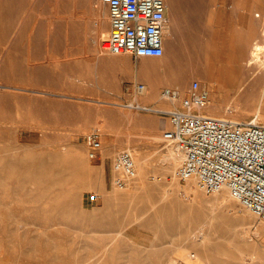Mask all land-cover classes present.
I'll use <instances>...</instances> for the list:
<instances>
[{"label": "rangeland", "instance_id": "rangeland-1", "mask_svg": "<svg viewBox=\"0 0 264 264\" xmlns=\"http://www.w3.org/2000/svg\"><path fill=\"white\" fill-rule=\"evenodd\" d=\"M166 2L165 53L153 57L109 51L102 0H0V264H188L186 249L195 264H264V233L251 244L264 218L184 186L180 160L166 167L169 116L156 110L198 80L204 111L215 102L220 115L264 122V0ZM165 87L181 91L175 104ZM123 148L138 173L118 188Z\"/></svg>", "mask_w": 264, "mask_h": 264}, {"label": "built area", "instance_id": "built-area-1", "mask_svg": "<svg viewBox=\"0 0 264 264\" xmlns=\"http://www.w3.org/2000/svg\"><path fill=\"white\" fill-rule=\"evenodd\" d=\"M102 1L108 6V48L112 54L154 57L165 53L166 0ZM136 88L142 90L146 85L140 82ZM163 95L172 104L182 96L177 88H165ZM209 99L210 90L193 80L179 105L156 109L169 116L164 140L182 153L176 175L182 180H195L208 193L227 188L242 206L264 218V122L256 116L236 119L211 115L203 110ZM85 139L90 157L95 158L102 147L100 132L93 129ZM112 165L118 188L137 177V163L128 148L116 153ZM99 197L98 192H91L88 200L96 202Z\"/></svg>", "mask_w": 264, "mask_h": 264}, {"label": "bare ground", "instance_id": "bare-ground-1", "mask_svg": "<svg viewBox=\"0 0 264 264\" xmlns=\"http://www.w3.org/2000/svg\"><path fill=\"white\" fill-rule=\"evenodd\" d=\"M165 42V41H164ZM217 81L216 82H219V87L220 88H223V87H226L227 85H228V87H231L232 86V88H235V87H238L239 89H238V91L240 92L241 90H242V88H241V85H239V84H233L234 83V81L233 80H231L230 78H228V79H224V78H218V79H216ZM226 81H227V83H226ZM230 81H232V82H230ZM233 85H234V87H233ZM263 86H264V84H263ZM165 88H172V89H175L176 90V88L175 87H165ZM164 88V89H165ZM178 89V88H177ZM263 89H264V87H263ZM141 90V89H140ZM147 90H146V88L145 89H142L141 90V92H146ZM181 92V91H180ZM147 93V92H146ZM154 94V93H153ZM161 96L162 97H164V95H163V91H162V93H161ZM160 96V97H161ZM165 98V97H164ZM168 98V97H167ZM167 98H165V99H167ZM167 100H169V99H167ZM169 101H171V100H169ZM210 101V100H209ZM172 102V101H171ZM132 104H134V103H132ZM140 105V103H138L137 102V106H139ZM154 107H156V106H154ZM216 107V104H215V102H212L211 103V105H210V108H209V114H211V115H214V116H223V115H220V114H218L217 113V111H215V108ZM160 109H162V108H160ZM225 116V115H224ZM263 116V115H262ZM236 119H239V118H236ZM171 146V145H170ZM168 151V153L165 155V160H166V164H167V168L169 169V170H171V169H173V167L175 166V165H177V163L179 162V160H181V158H182V153L180 152V151H178L175 147H169V149H167ZM178 182H173V184H177ZM196 183V181L195 180H193V179H188V184L187 185H184V186H186L187 188L188 187H192L194 184ZM179 184V183H178ZM197 184V183H196ZM217 194L218 195H220L221 196V198L223 199V200H225V201H228L229 202V200H230V198L231 197H233V195L231 194V192H230V190L229 189H227V188H224V189H222V190H219L218 192H217ZM252 230V229H251ZM253 231V233L255 234V236H256V239H255V241H253L251 244L252 245H257V243H256V241H258V239L260 238V236L261 235H263V233H264V230H263V226H260V225H255V227H254V229L252 230ZM261 242V241H260ZM192 249V248H191ZM196 251V250H195ZM252 252H253V250H252ZM197 253V252H196ZM255 254V253H254ZM183 257L185 258V260H186V262L188 263V264H195V262L196 261H202V259H201V257L200 256H198V255H196L195 253H193L192 251H190V250H187L186 249V252L183 254ZM201 264V263H200Z\"/></svg>", "mask_w": 264, "mask_h": 264}, {"label": "crops", "instance_id": "crops-1", "mask_svg": "<svg viewBox=\"0 0 264 264\" xmlns=\"http://www.w3.org/2000/svg\"><path fill=\"white\" fill-rule=\"evenodd\" d=\"M103 61H107V60H103ZM106 63L108 64V66H109L110 68H113V67H115V66L117 65L116 62H108V61H107ZM109 78H110V77H109ZM107 82H108V83L111 82V83H112V86H114L115 83L117 82V80L115 81L114 78H110ZM114 87H116V86H114Z\"/></svg>", "mask_w": 264, "mask_h": 264}]
</instances>
